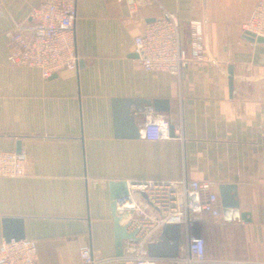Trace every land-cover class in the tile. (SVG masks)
I'll return each mask as SVG.
<instances>
[{"label":"crops","instance_id":"0c3cea01","mask_svg":"<svg viewBox=\"0 0 264 264\" xmlns=\"http://www.w3.org/2000/svg\"><path fill=\"white\" fill-rule=\"evenodd\" d=\"M135 1L134 14L131 2L78 0V68L44 80L39 70L9 64L6 36L30 23L40 0H0V151L25 147L30 158L28 177L0 180V244L11 230L38 243L40 264H82L83 245L111 260L110 183L198 181L219 197L221 187L235 188L251 219L192 231L205 240L208 264H264V44L243 35L262 0ZM167 14L179 17L188 51L189 24L205 25V67L190 66L179 78L142 70L135 39ZM119 99L170 101L163 115L181 127L180 137L118 138ZM129 107L138 125L145 105Z\"/></svg>","mask_w":264,"mask_h":264},{"label":"built area","instance_id":"2783aa9c","mask_svg":"<svg viewBox=\"0 0 264 264\" xmlns=\"http://www.w3.org/2000/svg\"><path fill=\"white\" fill-rule=\"evenodd\" d=\"M131 2L132 13L140 5ZM153 3V1L151 2ZM78 0H40L28 25L18 23L6 36L10 43L8 62L14 68L36 69L44 80L62 71H76L80 58L76 52V22ZM190 50L182 46L181 21L176 14L146 26L144 33L134 42V53L146 73L167 74L179 78L190 66L205 67L207 37L205 25L200 21L189 24ZM244 37L250 35L257 44L264 39V0L259 1L243 25ZM140 134L147 142L176 140L170 135V121L145 106L139 116ZM180 137L181 127H175ZM176 137V136H175ZM178 138V137H177ZM30 158L23 147L18 152L0 151V180L28 177ZM121 224L127 227L133 239L123 242V255L111 260L95 259L92 249L83 245L79 249L82 264H208L204 238L192 231L208 222L225 225L219 193L210 183L184 181L178 185L166 181H147L129 187V199L118 204ZM167 225H179L186 243L175 259H153L149 246L156 243ZM0 264H40L38 243L27 239H4L0 244Z\"/></svg>","mask_w":264,"mask_h":264},{"label":"water","instance_id":"95a60500","mask_svg":"<svg viewBox=\"0 0 264 264\" xmlns=\"http://www.w3.org/2000/svg\"><path fill=\"white\" fill-rule=\"evenodd\" d=\"M249 42H254L252 36L245 37ZM258 44H264L263 38L257 39ZM135 57L138 56L135 54ZM135 104V107L141 105L153 106L155 111L159 114L170 113V101L168 100H155V101H141V100H128L119 99L114 101L115 107V126L116 136L118 138L127 139H140V129L136 123V118L129 104ZM170 135L175 137V128L173 125L170 127ZM136 186V183L127 182H112L110 183L111 200H112V213L115 225V240H116V255L122 257L123 255V242L127 239H133L134 235H128L127 227L121 224V217L117 213L118 204L129 199V187ZM220 200L222 204V215L225 222L241 221L244 223L250 222V215L241 213L239 210V202L237 201V190L232 187L220 188ZM17 220H9L8 226L16 223ZM18 224V223H17ZM11 230H7V240L16 238L17 240L23 239L22 234L13 236L10 235ZM184 236L182 228L179 225H167L163 228L158 241L149 246V256L153 259H175L179 256L181 246L183 245Z\"/></svg>","mask_w":264,"mask_h":264},{"label":"bare ground","instance_id":"6f19581e","mask_svg":"<svg viewBox=\"0 0 264 264\" xmlns=\"http://www.w3.org/2000/svg\"><path fill=\"white\" fill-rule=\"evenodd\" d=\"M146 29V28H145ZM145 31V30H144ZM144 33V32H143Z\"/></svg>","mask_w":264,"mask_h":264}]
</instances>
